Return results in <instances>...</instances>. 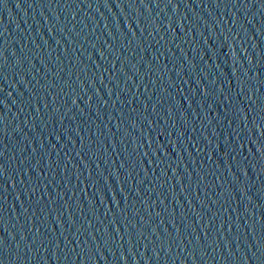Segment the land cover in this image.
<instances>
[{"label": "water", "instance_id": "obj_1", "mask_svg": "<svg viewBox=\"0 0 264 264\" xmlns=\"http://www.w3.org/2000/svg\"><path fill=\"white\" fill-rule=\"evenodd\" d=\"M0 264H264V0H0Z\"/></svg>", "mask_w": 264, "mask_h": 264}]
</instances>
